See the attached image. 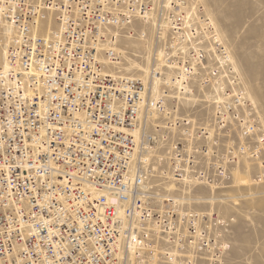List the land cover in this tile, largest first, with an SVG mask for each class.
<instances>
[{
  "label": "built area",
  "instance_id": "1",
  "mask_svg": "<svg viewBox=\"0 0 264 264\" xmlns=\"http://www.w3.org/2000/svg\"><path fill=\"white\" fill-rule=\"evenodd\" d=\"M0 23V264H222L229 223L195 192L244 158L263 180L264 128L204 9L0 0ZM147 30V80L120 75ZM195 83L212 115L180 104Z\"/></svg>",
  "mask_w": 264,
  "mask_h": 264
},
{
  "label": "rangeland",
  "instance_id": "2",
  "mask_svg": "<svg viewBox=\"0 0 264 264\" xmlns=\"http://www.w3.org/2000/svg\"><path fill=\"white\" fill-rule=\"evenodd\" d=\"M192 1L207 11L217 27L223 38L222 43L233 58L246 95L264 128V0ZM1 28L0 48H3L7 39ZM130 48L139 51L144 47L139 42H132ZM130 54L134 55L132 52ZM125 71L120 75L142 76L141 72L131 69ZM196 105L202 106L200 112L206 110L207 115L211 113L205 98L197 92L183 108ZM194 120L201 126L207 124L215 135L212 122L196 117ZM255 165L251 159L244 158L232 171L225 188L212 186L210 191L195 192L208 198L207 203H195L197 210L213 211L229 223L227 251L222 264H264V179H255L261 169ZM219 189L221 191L216 192Z\"/></svg>",
  "mask_w": 264,
  "mask_h": 264
},
{
  "label": "bare ground",
  "instance_id": "3",
  "mask_svg": "<svg viewBox=\"0 0 264 264\" xmlns=\"http://www.w3.org/2000/svg\"><path fill=\"white\" fill-rule=\"evenodd\" d=\"M154 2H157V0H152ZM159 1H162L163 4H165V6H168L170 3L174 2L175 0H159ZM183 2V5H184V11L189 13V14H195L196 13V8H197V3L193 2L192 0H181ZM201 7V6H200ZM204 9V8H203ZM205 13L207 14L208 18L210 19V21L212 22V24L214 25V28L216 30V34L218 36V38L222 41L223 38H221L218 30H217V27L215 26L214 22L212 21V19L210 18L209 14L207 13L206 10H204ZM0 27H2L1 29H3V35H5L4 37L7 39L5 40L6 42L4 43V47L3 48H0L1 50V55H2V59L0 60V70H5L6 69V62H5V52H6V47H7V44H8V39H9V35L11 33V30L10 28L6 25V24H1L0 23ZM142 32H145L142 31ZM148 32V37L147 39L145 40L146 44L143 43L142 41L140 40H137V41H133V42H139L140 44L143 45V50H135V49H132L130 48L131 46V43L129 44V48H125V49H118L115 50L116 53L118 54V57H119V60L117 63H114L112 64L113 66L117 65L118 67V70H119V73L121 74L122 72H127L125 70H134V71H137V72H141L142 73V76H141V79L143 81L147 80V76H148V70L149 68L151 67V64L149 63V56H150V53H151V48H152V44H151V32L149 30H147ZM36 33V31H35ZM46 32H44L45 34ZM227 49V47H226ZM227 51H229L227 49ZM130 52H132L134 55L132 56L130 54ZM141 56L142 58V63L140 62H134L133 58L136 57V56ZM228 55H229V59L231 61V64L233 65V67L235 68V70L237 71V68L235 67V64L233 62V58L231 56V54L228 52ZM133 60H131V58ZM106 73L108 74H113L111 71H106ZM238 73V71H237ZM239 74V73H238ZM170 75H167V79H169ZM140 78V77H138ZM158 80H154L155 83H158ZM212 88V87H211ZM153 89H156V88H153ZM197 92V94L199 95L200 94V90H199V86L195 83L194 85V92L191 93V95L187 96L186 99H183L181 101V105L182 107L184 106V104L188 103L192 97L194 96V93ZM203 97L205 98L206 100V104L209 105V110L211 109V115L213 114V111H214V108L216 106V103H217V100L220 98V96H217L215 90L212 88V91L210 93V95H203ZM195 122V120H194ZM207 122H212L210 120H207ZM202 127L208 131L210 137H213L214 136V131L213 130H210L208 125L207 124H204L202 125ZM206 200L205 201H208V198H205Z\"/></svg>",
  "mask_w": 264,
  "mask_h": 264
}]
</instances>
